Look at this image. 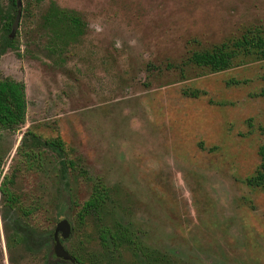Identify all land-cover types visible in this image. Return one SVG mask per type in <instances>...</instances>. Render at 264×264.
<instances>
[{
	"label": "rangeland",
	"instance_id": "374dc122",
	"mask_svg": "<svg viewBox=\"0 0 264 264\" xmlns=\"http://www.w3.org/2000/svg\"><path fill=\"white\" fill-rule=\"evenodd\" d=\"M20 2L17 46L0 56V78L27 97L25 122L0 129V182L18 199L0 190V264L58 263L62 219L84 264H264V187L245 181L264 143V60L182 67L193 50L264 32V0ZM52 3L80 16V33L46 23ZM10 8L0 0V25ZM96 181L108 210L80 217ZM100 223L124 240L105 248Z\"/></svg>",
	"mask_w": 264,
	"mask_h": 264
},
{
	"label": "trees",
	"instance_id": "16d2710c",
	"mask_svg": "<svg viewBox=\"0 0 264 264\" xmlns=\"http://www.w3.org/2000/svg\"><path fill=\"white\" fill-rule=\"evenodd\" d=\"M18 0H9L10 11L1 14L0 27V55L5 53L7 48L14 49L15 36L10 34L11 24L17 11L16 2ZM46 23L55 30L65 35L71 33H80L84 27V22L78 14L72 10H67L52 3L47 15ZM60 33H56L57 37ZM249 60H264V32L259 29H248L238 37H233L214 44L210 47H202L193 50L183 61L184 66L192 65L205 68L211 72H220L233 67L236 64H243ZM194 94V93H193ZM27 112V97L25 83L10 77L0 78V129L14 130L25 122ZM58 147H62L59 138L49 140ZM25 154V152L23 153ZM261 157L260 164L255 173L245 179L246 183L252 187H264V143L259 147ZM27 155H31L27 153ZM2 157L0 155V176L3 172ZM6 177L0 182V190L5 196L6 202L15 205L17 197L8 188ZM110 199L109 188L100 182H94L91 192L86 200L80 204L78 214L80 217L99 218L108 210ZM104 223H100L98 236L101 244L108 248L119 245L118 234L113 229L107 228ZM79 264H84L80 254L71 252ZM71 264V263H67Z\"/></svg>",
	"mask_w": 264,
	"mask_h": 264
},
{
	"label": "flooded vegetation",
	"instance_id": "af4514ba",
	"mask_svg": "<svg viewBox=\"0 0 264 264\" xmlns=\"http://www.w3.org/2000/svg\"><path fill=\"white\" fill-rule=\"evenodd\" d=\"M10 3V2H9ZM17 3V2H16ZM21 4V3H20ZM17 5V4H16ZM20 6V5H19ZM19 6H17V10H18V8H19ZM20 9V8H19ZM17 12V11H16ZM15 15H16V13H15ZM12 25V24H11ZM1 27V26H0ZM10 34H11V32H10ZM16 34V31H15V33L14 34H11L12 36H14ZM8 49V48H7ZM4 54V53H3ZM3 54H1V55H3ZM0 55V56H1ZM27 153H30L31 155L33 154L31 151H26L25 152V154L27 155ZM96 182H99V181H96ZM101 182V181H100ZM103 184H105L104 182H102ZM106 185V184H105ZM107 186V185H106ZM108 187V186H107ZM109 188V187H108ZM109 190H110V188H109ZM111 191V190H110ZM88 198V197H87ZM86 200V199H85ZM106 202H108V199H107V201ZM83 203V202H82ZM80 209V208H79ZM71 224V223H70ZM105 224V223H104ZM105 225H107V224H105ZM107 226H109V225H107ZM106 226V227H107ZM70 228H71V231H72V225H70ZM107 228H110V229H113V231H115L117 234H118V237H119V244L124 240V238H123V232L121 231V229L120 228H118V227H114V226H110V227H107ZM55 230H56V228H55ZM55 230L53 231V233L50 235V237H51V239H52V242H53V245H54V247H53V251H54V256H56L57 257V259H58V263L56 262V264H67V263H71V264H79V262H77L76 260H75V258L72 256V254H71V252L70 251H68L67 249H65V247H64V245H63V243H62V241L64 240V239H66L67 238V236L66 237H63V235H62V232L60 231V230H58L57 232H55ZM56 240H58L60 243H61V245L63 246V248L68 252V254L71 256V258L73 259H64L63 257H61V256H58L57 254H56V252H55V243H56Z\"/></svg>",
	"mask_w": 264,
	"mask_h": 264
},
{
	"label": "water",
	"instance_id": "95a60500",
	"mask_svg": "<svg viewBox=\"0 0 264 264\" xmlns=\"http://www.w3.org/2000/svg\"><path fill=\"white\" fill-rule=\"evenodd\" d=\"M20 0L17 1V6L20 5ZM20 15H21V10L18 8L17 12H16V15L14 17V20L12 22V25H11V34H14L15 31H16V27H17V24H18V21H19V18H20ZM69 223L66 219H62L58 222L57 226H56V230L55 232H57L58 230L62 231V235L63 237H66L69 233ZM55 252L58 256H61L63 257L64 259H72L71 256L68 254V252L63 248V246L61 245V243L56 240V243H55ZM73 260V259H72Z\"/></svg>",
	"mask_w": 264,
	"mask_h": 264
}]
</instances>
